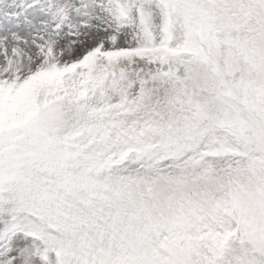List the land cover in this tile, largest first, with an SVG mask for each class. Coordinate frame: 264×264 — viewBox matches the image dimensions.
<instances>
[{"label":"snow or ice","instance_id":"1","mask_svg":"<svg viewBox=\"0 0 264 264\" xmlns=\"http://www.w3.org/2000/svg\"><path fill=\"white\" fill-rule=\"evenodd\" d=\"M0 264H264V0H0Z\"/></svg>","mask_w":264,"mask_h":264}]
</instances>
